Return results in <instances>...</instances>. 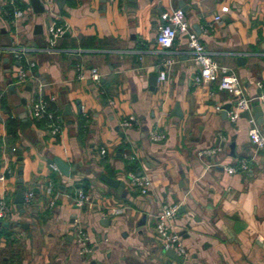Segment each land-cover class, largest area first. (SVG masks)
<instances>
[{
    "label": "crops",
    "instance_id": "1",
    "mask_svg": "<svg viewBox=\"0 0 264 264\" xmlns=\"http://www.w3.org/2000/svg\"><path fill=\"white\" fill-rule=\"evenodd\" d=\"M41 2L44 11L36 13L30 0H0V196L12 206L0 221V264H264V150L250 141L247 117L230 121L216 109L231 106L234 97L216 82L196 81L188 35L178 34L162 49L156 41L162 13L181 9L189 32L238 78L243 94L254 97L258 82L264 89V0ZM16 7L21 17H13ZM218 13L220 21L213 22ZM53 15L66 30L48 50ZM12 44L28 48L21 61L5 50ZM167 57L173 60L168 80L149 90L150 75ZM28 61L42 97L60 117L55 135L29 116L34 84H16L18 66ZM91 68L99 71L98 82L79 77ZM252 112L264 133V104ZM131 114L137 122L122 127ZM9 117L18 123L11 146ZM152 128L163 133L161 140L149 138ZM204 149L215 151L199 154ZM53 157L74 168L69 176L52 167ZM243 159L246 170H226ZM128 170L149 176L146 194L128 184ZM101 175L124 188L115 192ZM48 180L52 195L44 193ZM19 187L34 191L23 210L14 201ZM80 188L89 201L78 208ZM166 203L179 206L173 224L186 249L182 262L165 253L154 230ZM114 207L123 211L115 215ZM74 223L87 233L88 253L71 239Z\"/></svg>",
    "mask_w": 264,
    "mask_h": 264
},
{
    "label": "built area",
    "instance_id": "2",
    "mask_svg": "<svg viewBox=\"0 0 264 264\" xmlns=\"http://www.w3.org/2000/svg\"><path fill=\"white\" fill-rule=\"evenodd\" d=\"M10 3L16 4L17 0H9ZM228 7H222L221 11H227ZM24 14V11L18 7L15 8L13 17L18 18ZM162 22L157 27L156 41L160 49L170 47L173 44L174 39L178 34L186 33L188 35L187 46L194 62L198 65V75L195 79L198 82H216L217 88L220 90H226L230 93L234 100L226 112L230 121H235L240 117L243 111H247V121L249 123L248 137L250 141L255 145L256 149L264 150V133L262 132L255 115L252 112L253 101L259 104H264V89L262 83L258 82L259 92L256 96L248 98L243 94L242 87L238 78L225 66L219 65L210 52L206 50L204 44L200 40L199 36L194 32H189V24L184 16V12L181 9H173L171 11H165L161 15ZM221 19L220 14H216L213 17V22H219ZM212 25V23H211ZM65 26L60 25L55 15L52 16L48 23V50H51L56 39L65 32ZM5 50L10 51L14 56L21 61L28 51L26 47H20L16 44H12L6 47ZM173 60L171 58H163L157 66V82L163 83L168 80L169 67ZM34 62L28 61L18 66L16 74V84H23L25 82L33 83L35 86V96L31 102L28 113L32 120L38 122H45L44 128L52 135H55L59 131L60 120L59 116L55 114L49 108L48 100L42 97V83L32 73V67ZM80 78H89L92 81L98 82L100 78L97 68H91L89 74L86 76L83 73L79 74ZM217 110H221L220 105L216 106ZM137 122L136 117L131 114L123 118L120 125L124 128L132 126ZM163 133L159 132L157 128H152L149 131V138L154 141L161 140ZM14 150V149H13ZM215 149H204L199 151V154H211ZM105 152L104 148L100 149V153ZM131 159H135L136 155H131ZM53 168H57L52 163ZM248 168L247 161L241 160L236 166H227L226 170L230 173L236 170H246ZM5 176L0 173V182L3 181ZM126 178L128 184L139 190L141 194H146L151 186V179L147 175L136 173L134 170L126 171ZM54 184L51 180H48L44 185V193L52 195ZM34 196L32 189H27L23 192V204L31 202ZM75 205L78 208L83 207L89 201L88 193L83 189H77L74 196ZM53 202V201H51ZM178 204L166 203L161 207L159 213L156 214L154 221V230L157 233L162 247L164 250L171 249L179 257H185L186 249L183 245L180 233L175 229L173 221L178 212ZM123 211L121 207H114L111 212L115 215L120 214ZM12 214V206L8 203L4 196H0V221L8 219ZM73 231L76 235V240L81 247L82 253H88L90 248L88 247V236L81 224L74 223Z\"/></svg>",
    "mask_w": 264,
    "mask_h": 264
},
{
    "label": "water",
    "instance_id": "3",
    "mask_svg": "<svg viewBox=\"0 0 264 264\" xmlns=\"http://www.w3.org/2000/svg\"><path fill=\"white\" fill-rule=\"evenodd\" d=\"M102 1H105V0H102ZM30 4L32 5V8H33L34 12L41 13V12L44 11V5L41 2V0H30ZM181 8L184 9L182 6H181ZM156 82H157V75L155 73H152L150 75V78H149V85H150L149 90H151V91L156 90ZM25 88L27 90H30L31 84L27 83ZM10 89H11L12 92H16L15 89H14V85L13 84L10 86ZM21 102H22V104H25L26 103V99L25 98H21ZM255 104H257V102L253 101V105H255ZM68 107H69V105L66 104L65 108L68 109ZM229 108H230V104L229 103H227V104L222 106V110H221L222 117H226V112L229 110ZM258 115L259 114H257V116ZM19 116L22 118V120H23V122L25 124L26 123L27 113L25 111H22ZM241 116L248 117L247 111H243L241 113ZM27 124H29V123H27ZM231 147H233V144H231ZM49 162L53 163L57 167V169L65 176H69L71 171L74 170V168L70 167L69 164L66 161L60 159L59 157H53L52 159H49ZM21 174H22V166L19 165V170H18V175L20 176L19 180H22ZM100 177L109 186L114 187L115 188V192H117V193H120L122 191V189L124 188V183L123 182H120V181H118L116 179H113V178H109L106 175H101ZM14 201L18 205V207H20V209L23 210V206L22 205H23L24 198H23V189H22V187L18 188V190H17V192L15 194ZM72 221H74V220L72 219ZM72 230H73V226H72ZM75 237H76V235L73 232V235L71 236V239H73ZM165 253L169 257H171V258H173V259H175L177 261H180V262L183 261V259L181 257H179L178 255H176L174 253V251L171 250V249H167L165 251ZM88 255H91V253H89ZM90 264H98V263L96 262L95 259H91L90 260Z\"/></svg>",
    "mask_w": 264,
    "mask_h": 264
},
{
    "label": "trees",
    "instance_id": "4",
    "mask_svg": "<svg viewBox=\"0 0 264 264\" xmlns=\"http://www.w3.org/2000/svg\"><path fill=\"white\" fill-rule=\"evenodd\" d=\"M6 129H7V134H8V142L10 141V143H8L10 146L16 141L17 139V130H18V123L16 121V119L9 117L6 120ZM2 223L0 222V225Z\"/></svg>",
    "mask_w": 264,
    "mask_h": 264
},
{
    "label": "rangeland",
    "instance_id": "5",
    "mask_svg": "<svg viewBox=\"0 0 264 264\" xmlns=\"http://www.w3.org/2000/svg\"><path fill=\"white\" fill-rule=\"evenodd\" d=\"M22 85V84H21Z\"/></svg>",
    "mask_w": 264,
    "mask_h": 264
}]
</instances>
